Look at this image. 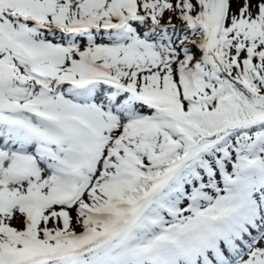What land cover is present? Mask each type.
I'll return each mask as SVG.
<instances>
[{"label": "snow or ice", "instance_id": "1", "mask_svg": "<svg viewBox=\"0 0 264 264\" xmlns=\"http://www.w3.org/2000/svg\"><path fill=\"white\" fill-rule=\"evenodd\" d=\"M0 264H264V0H0Z\"/></svg>", "mask_w": 264, "mask_h": 264}]
</instances>
